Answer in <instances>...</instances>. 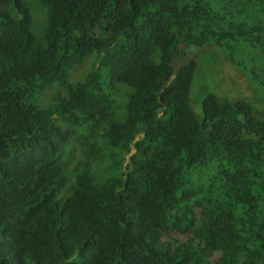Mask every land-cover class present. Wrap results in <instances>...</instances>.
<instances>
[{
	"label": "trees",
	"instance_id": "1",
	"mask_svg": "<svg viewBox=\"0 0 264 264\" xmlns=\"http://www.w3.org/2000/svg\"><path fill=\"white\" fill-rule=\"evenodd\" d=\"M0 264H264V0H0Z\"/></svg>",
	"mask_w": 264,
	"mask_h": 264
},
{
	"label": "rangeland",
	"instance_id": "2",
	"mask_svg": "<svg viewBox=\"0 0 264 264\" xmlns=\"http://www.w3.org/2000/svg\"><path fill=\"white\" fill-rule=\"evenodd\" d=\"M217 50V49H216ZM208 49L200 55L197 71L191 89V104L199 118L204 116L203 100L209 93L220 94L221 88L231 95H252L253 90L247 84L244 73L235 67L226 57L224 62L220 51ZM194 55V53L192 54ZM88 65L76 70V76H82Z\"/></svg>",
	"mask_w": 264,
	"mask_h": 264
}]
</instances>
